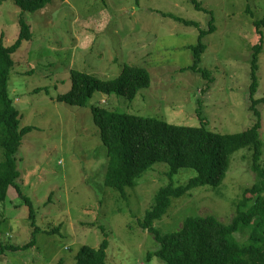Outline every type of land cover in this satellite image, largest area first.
Here are the masks:
<instances>
[{
	"label": "rangeland",
	"instance_id": "374dc122",
	"mask_svg": "<svg viewBox=\"0 0 264 264\" xmlns=\"http://www.w3.org/2000/svg\"><path fill=\"white\" fill-rule=\"evenodd\" d=\"M21 16L30 38L13 55L8 93L20 127L33 130L19 147L17 184L33 204L35 225L41 231L60 227L52 235L39 232L27 251L1 252L0 264H75L82 246L98 248L104 240L107 264H163L148 259L157 245L139 222L155 194L170 183L169 166L154 164L123 191L106 187L107 153L91 109L204 126L223 135L242 132L254 119L248 108L251 61L253 47L261 44L253 99L259 101L264 144V27L254 25L264 18V0H50L34 13L0 0L5 46L18 38ZM201 31L207 34L201 40L206 50L192 70L191 48ZM125 65L142 67L150 75L149 87L132 101L98 92L84 107L55 100L70 89L72 71L109 80ZM251 163V151H237L219 187L195 188L173 199L155 227L171 233L197 215L229 223L243 189L256 182ZM194 174L180 169L171 178L174 187L185 186ZM7 197L0 203V246L23 245L33 231L28 207L13 188ZM248 237V232L235 236L240 243Z\"/></svg>",
	"mask_w": 264,
	"mask_h": 264
},
{
	"label": "trees",
	"instance_id": "16d2710c",
	"mask_svg": "<svg viewBox=\"0 0 264 264\" xmlns=\"http://www.w3.org/2000/svg\"><path fill=\"white\" fill-rule=\"evenodd\" d=\"M12 1L22 12L34 13L44 8L50 0ZM19 25V36L11 46H5L0 40V203L7 200L8 190L13 188L28 207L27 220L33 231L30 241L23 245H1L0 253L6 250L13 253L27 251L35 246L39 232L52 235L59 232L60 227L41 231L35 225L31 200L17 184L20 180L16 166L19 147L23 137L33 130L30 126L20 127V114L8 93V78L15 65L13 55L21 42L30 38L29 28L22 16ZM254 25L257 30L264 27V18L255 21ZM208 31L211 32V29ZM200 34L197 45L191 48L192 70H197L206 50L201 41L207 35L206 31ZM253 50L248 108L254 119L251 127L242 132L223 135L204 126H177L153 118L92 107L93 122L99 129L107 153L106 187L123 191L127 186L133 187L136 179L154 164L165 163L169 166L170 183L155 194L152 206L139 222V227L147 231L157 245L155 251L148 253V259L156 257L163 264H264V144L260 139V112L256 109L259 101L253 99L258 89L257 62L262 45L257 44ZM206 74L208 72L203 71V75ZM70 81V89L55 100L69 106L84 107L96 92L132 101L141 89L149 87L150 75L142 67L125 65L114 79L100 80L83 72L72 71ZM241 149L251 151L250 169L256 182L252 187L243 189L241 198L234 203L229 223L212 215H197L187 217L171 233L164 234L155 227L154 223L167 213L173 199L195 188L206 187L211 191L219 187L229 169L231 156ZM180 169H190L195 174L185 186L174 187L171 178ZM3 223L4 220L0 218V226ZM241 232L249 233L245 243L235 238ZM106 249V240L98 248L82 246L75 255V264H107Z\"/></svg>",
	"mask_w": 264,
	"mask_h": 264
}]
</instances>
